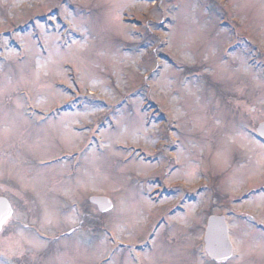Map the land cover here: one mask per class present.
<instances>
[{
    "label": "rangeland",
    "instance_id": "1",
    "mask_svg": "<svg viewBox=\"0 0 264 264\" xmlns=\"http://www.w3.org/2000/svg\"><path fill=\"white\" fill-rule=\"evenodd\" d=\"M261 123L264 0H0V264H264Z\"/></svg>",
    "mask_w": 264,
    "mask_h": 264
},
{
    "label": "water",
    "instance_id": "2",
    "mask_svg": "<svg viewBox=\"0 0 264 264\" xmlns=\"http://www.w3.org/2000/svg\"><path fill=\"white\" fill-rule=\"evenodd\" d=\"M258 134L264 139V123L257 129ZM91 204L97 206L101 213L112 210L113 205L107 198L94 197L90 200ZM12 209L8 201L0 198V231L4 225L5 208ZM8 216L7 220L11 217ZM205 251L212 261L225 263L232 256V246L228 238V230L225 219L223 217H212L209 219L208 228L205 236Z\"/></svg>",
    "mask_w": 264,
    "mask_h": 264
},
{
    "label": "trees",
    "instance_id": "3",
    "mask_svg": "<svg viewBox=\"0 0 264 264\" xmlns=\"http://www.w3.org/2000/svg\"><path fill=\"white\" fill-rule=\"evenodd\" d=\"M85 222V226L88 228H96V223L95 221L91 220L90 218L87 217V219L84 221Z\"/></svg>",
    "mask_w": 264,
    "mask_h": 264
},
{
    "label": "snow or ice",
    "instance_id": "4",
    "mask_svg": "<svg viewBox=\"0 0 264 264\" xmlns=\"http://www.w3.org/2000/svg\"><path fill=\"white\" fill-rule=\"evenodd\" d=\"M11 215V210L9 208H5V214H4V222L7 221L8 216Z\"/></svg>",
    "mask_w": 264,
    "mask_h": 264
},
{
    "label": "flooded vegetation",
    "instance_id": "5",
    "mask_svg": "<svg viewBox=\"0 0 264 264\" xmlns=\"http://www.w3.org/2000/svg\"><path fill=\"white\" fill-rule=\"evenodd\" d=\"M4 231H6V229H4Z\"/></svg>",
    "mask_w": 264,
    "mask_h": 264
}]
</instances>
